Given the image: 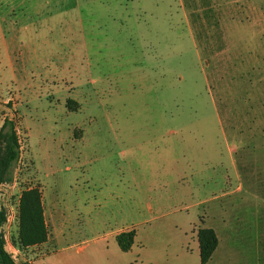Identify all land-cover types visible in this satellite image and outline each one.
I'll return each instance as SVG.
<instances>
[{
  "label": "rangeland",
  "instance_id": "obj_1",
  "mask_svg": "<svg viewBox=\"0 0 264 264\" xmlns=\"http://www.w3.org/2000/svg\"><path fill=\"white\" fill-rule=\"evenodd\" d=\"M207 4L0 0V126L13 118L21 145L0 230L16 263L200 264L204 226L219 238L207 264H264V49L220 40ZM35 186L50 234L23 248Z\"/></svg>",
  "mask_w": 264,
  "mask_h": 264
},
{
  "label": "trees",
  "instance_id": "obj_2",
  "mask_svg": "<svg viewBox=\"0 0 264 264\" xmlns=\"http://www.w3.org/2000/svg\"><path fill=\"white\" fill-rule=\"evenodd\" d=\"M75 102L67 99V106ZM20 138L17 124L13 118L6 117L0 126V183L13 179V167L20 159ZM6 220L0 210V227ZM18 244L31 247L45 243L49 238V227L45 218L42 191L39 187H29L21 191L19 198ZM136 237V230L122 231L116 240L123 251L131 249ZM200 264H207L219 245V238L214 228L200 227L198 230ZM0 264H18L5 248V241L0 230Z\"/></svg>",
  "mask_w": 264,
  "mask_h": 264
},
{
  "label": "crops",
  "instance_id": "obj_3",
  "mask_svg": "<svg viewBox=\"0 0 264 264\" xmlns=\"http://www.w3.org/2000/svg\"><path fill=\"white\" fill-rule=\"evenodd\" d=\"M204 1L209 2L205 8L211 9L213 30L217 32L220 40L254 43L252 46L259 45L264 49V0Z\"/></svg>",
  "mask_w": 264,
  "mask_h": 264
}]
</instances>
